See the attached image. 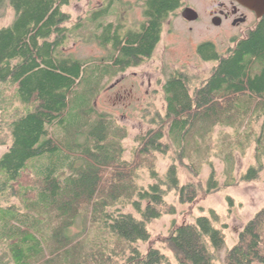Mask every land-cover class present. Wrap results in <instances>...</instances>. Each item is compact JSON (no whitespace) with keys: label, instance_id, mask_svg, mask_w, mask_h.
Segmentation results:
<instances>
[{"label":"trees","instance_id":"trees-1","mask_svg":"<svg viewBox=\"0 0 264 264\" xmlns=\"http://www.w3.org/2000/svg\"><path fill=\"white\" fill-rule=\"evenodd\" d=\"M179 2L150 0L140 30L105 24L101 21L109 13L93 12L94 39L109 55L81 60L60 52L70 33L65 26L70 16L63 11L68 0H0V14L5 8L14 12L11 24L0 26V96L12 86L22 106L7 121L11 145L0 159V200L20 202L0 203V249L12 264H103L105 249L86 255L70 235L77 220L88 215L100 232L128 245V264H173L159 249L150 246L143 254L133 244L149 242L148 225L176 212L167 204L169 193L192 204L202 190L220 191L214 172L205 188L202 183L197 188L181 184L176 164L160 175L152 162L154 183L145 189L138 182L144 163L124 156L125 127L94 105L105 80L153 56ZM233 44L225 54L211 42L199 46L202 58L216 66L194 92L190 75L171 74L163 85L166 114L156 116L155 128L138 138V156L166 155L178 147L183 157L196 132L205 138L216 126L234 127L264 115V17ZM262 171V164L251 167L242 180H257ZM119 203L133 204L139 216L117 209ZM211 215L173 225L164 240L177 264H213L216 253L210 247H226L216 226L220 219L214 211ZM224 264H264V208L227 248Z\"/></svg>","mask_w":264,"mask_h":264},{"label":"rangeland","instance_id":"rangeland-1","mask_svg":"<svg viewBox=\"0 0 264 264\" xmlns=\"http://www.w3.org/2000/svg\"><path fill=\"white\" fill-rule=\"evenodd\" d=\"M68 1L63 11L70 16L65 24L70 33L60 50L61 54L73 55L81 60H99L107 57L109 51L99 46L94 39L96 25L90 21L91 14L101 7L105 0ZM119 1L113 9V14L104 17L101 22L123 24L126 28L136 27L143 19L142 11L138 6L130 5L137 3V0ZM185 2L197 9L200 19L188 23L181 10L171 14L165 21L161 41L153 56L142 65L130 68L113 79L105 80L104 88L97 95L94 105L99 112L111 114L120 126L125 127L127 136L122 142L124 156L129 161L138 157V160L144 163L138 170V182L145 189L154 183L148 169L150 162L160 175H164L172 164H176L181 184L192 183L197 188L200 183L205 188L214 172L221 187L220 191L211 194L200 191L198 199L192 204H182L176 192L169 193L166 197L167 204L175 207L176 212L164 213L161 218L148 225L151 233L149 242H137L133 245L143 254L153 246L166 254L173 264H177L174 254L164 240L173 225L194 222L195 218L201 215L212 216L211 211H214L220 219L216 226L223 230L227 244L222 251H215L212 247L210 251L216 253L213 264H224L227 248L237 242L238 235L246 223L264 208V115L257 113L244 124L234 127L216 126L205 138L201 136L203 131L196 132L194 138L189 139V143L185 145L186 154L183 157L179 156L178 147H172L166 155L155 153L146 159L138 156L136 151L138 138L155 128L153 119L166 114L163 85L171 74L182 71L190 75V89L194 92V89L209 78L216 66V62L204 60L197 48L203 43L211 42L219 53L225 54L234 45L233 40L245 37L257 23V18L251 17L249 23L240 28L233 27L230 23L218 28L210 18V11L216 7L213 0ZM13 19V10L5 8L0 14V26L11 24ZM8 88L6 93L0 96V159L11 145L7 121L15 115L17 109L22 108L21 104L15 101L12 86ZM166 142L170 143L168 137ZM260 164L263 165V171L257 180H242L251 167H259ZM0 203L4 206L20 205L17 198L10 199V203L0 200ZM117 209L139 216L130 203H119ZM70 235L75 244L83 245L86 255L105 249L107 258L103 264H128L127 259L131 255V251L126 248L128 245L119 242L115 236L105 231L100 232L90 223L89 215L77 220ZM0 257H3L4 264L13 263L6 249H0Z\"/></svg>","mask_w":264,"mask_h":264},{"label":"flooded vegetation","instance_id":"flooded-vegetation-1","mask_svg":"<svg viewBox=\"0 0 264 264\" xmlns=\"http://www.w3.org/2000/svg\"><path fill=\"white\" fill-rule=\"evenodd\" d=\"M149 1L150 0H137V3H134V4L132 3V5H130V6H138L142 11L143 19L139 22V24L136 27L126 28L124 27L123 24H117V25L122 26L123 29L125 30H129V29L140 30L142 26L144 25L145 21L147 20L146 15H145V7ZM118 2L120 1L119 0H105L102 3L101 7L99 8L96 7L97 9H95L94 12H101L102 10H106L109 13L107 17H109L113 14V9L115 8V5ZM213 3L216 4V7L210 11V18L213 24H214V20L220 21V25L217 26L218 28L222 27L226 23L227 24L230 23L233 27L240 28L243 25L249 23V20L251 17L257 18L255 13L241 6L236 0H213ZM179 5H180L179 10H181L182 14L186 9H193L199 15L198 20L200 19V13L197 11V9L193 7L192 5H187L185 0H180ZM130 6H127V7L129 8ZM258 20L259 19H257V21Z\"/></svg>","mask_w":264,"mask_h":264},{"label":"water","instance_id":"water-1","mask_svg":"<svg viewBox=\"0 0 264 264\" xmlns=\"http://www.w3.org/2000/svg\"><path fill=\"white\" fill-rule=\"evenodd\" d=\"M241 6L247 8L251 12L255 13L257 19L264 17V0H236ZM183 17L188 22H195L198 20L199 15L193 9H186L183 12ZM214 25L219 26L220 21L214 20Z\"/></svg>","mask_w":264,"mask_h":264}]
</instances>
